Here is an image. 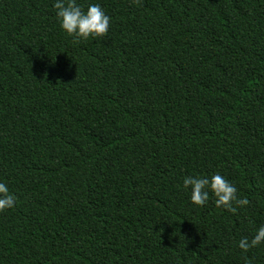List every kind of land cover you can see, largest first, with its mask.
I'll return each mask as SVG.
<instances>
[{
  "label": "trees",
  "instance_id": "16d2710c",
  "mask_svg": "<svg viewBox=\"0 0 264 264\" xmlns=\"http://www.w3.org/2000/svg\"><path fill=\"white\" fill-rule=\"evenodd\" d=\"M55 2L0 0V264H264V0H75L78 44Z\"/></svg>",
  "mask_w": 264,
  "mask_h": 264
},
{
  "label": "clouds",
  "instance_id": "9594fccd",
  "mask_svg": "<svg viewBox=\"0 0 264 264\" xmlns=\"http://www.w3.org/2000/svg\"><path fill=\"white\" fill-rule=\"evenodd\" d=\"M134 4H140L141 0H133ZM54 8L60 20L61 29L69 37L73 38V43L78 44L82 40L93 38H103L107 35L110 17L107 16L99 5L92 4L86 10L76 4L75 0H56ZM185 188L191 187L190 200L194 205L204 206L209 199V191L216 197V206L223 207L229 212L235 213L237 207L249 205L247 198L237 197V188L220 174H214L211 178L188 176L183 180ZM16 196L11 194L4 183H0V212L11 209L16 204ZM264 243V226H261L255 233L251 241L242 238L238 242V247L245 253L249 249Z\"/></svg>",
  "mask_w": 264,
  "mask_h": 264
}]
</instances>
